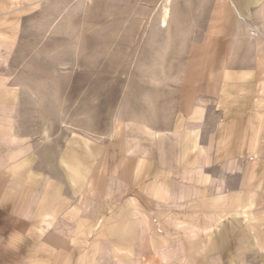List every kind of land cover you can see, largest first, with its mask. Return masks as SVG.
I'll return each mask as SVG.
<instances>
[{
	"label": "rangeland",
	"instance_id": "1",
	"mask_svg": "<svg viewBox=\"0 0 264 264\" xmlns=\"http://www.w3.org/2000/svg\"><path fill=\"white\" fill-rule=\"evenodd\" d=\"M167 1L0 0V168L84 264H264V25Z\"/></svg>",
	"mask_w": 264,
	"mask_h": 264
},
{
	"label": "crops",
	"instance_id": "2",
	"mask_svg": "<svg viewBox=\"0 0 264 264\" xmlns=\"http://www.w3.org/2000/svg\"><path fill=\"white\" fill-rule=\"evenodd\" d=\"M232 1L234 3H226L225 8L217 9L213 17L234 18L241 27L264 25V21H258L264 17V0ZM169 16L166 17L164 13L161 22L163 27L167 25ZM253 31L259 35L258 41L264 40V29L254 28ZM224 35L217 33L209 38L212 41L228 40L225 38L227 35ZM187 40L195 38L188 37ZM160 162V168H166L165 154L160 153ZM19 166L11 164L0 168V264H84L83 256L74 260V255L77 250H85L86 243L82 239L79 243V237L77 243L70 242L66 236L69 233L67 224L53 225L52 218L56 214L52 209V201L47 199L50 194L45 190L38 203L36 185L30 183L29 177H21L27 171L21 173ZM172 167L170 170L176 169ZM165 180L160 177V187L163 188ZM80 227L76 232L85 228L83 226L80 230ZM172 260V264H175V259Z\"/></svg>",
	"mask_w": 264,
	"mask_h": 264
},
{
	"label": "bare ground",
	"instance_id": "3",
	"mask_svg": "<svg viewBox=\"0 0 264 264\" xmlns=\"http://www.w3.org/2000/svg\"><path fill=\"white\" fill-rule=\"evenodd\" d=\"M172 0H168V6L165 8V16L168 17L170 15V8L169 5L171 4ZM164 23V22H163Z\"/></svg>",
	"mask_w": 264,
	"mask_h": 264
}]
</instances>
